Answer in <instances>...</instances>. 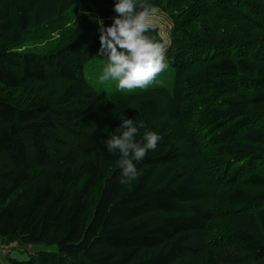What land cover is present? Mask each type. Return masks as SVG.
<instances>
[{
  "label": "trees",
  "instance_id": "16d2710c",
  "mask_svg": "<svg viewBox=\"0 0 264 264\" xmlns=\"http://www.w3.org/2000/svg\"><path fill=\"white\" fill-rule=\"evenodd\" d=\"M145 2L172 85L104 99L85 69L114 0H0V239L55 247L8 264H264V0ZM70 12L62 45L20 49ZM122 116L161 138L131 184L103 145Z\"/></svg>",
  "mask_w": 264,
  "mask_h": 264
},
{
  "label": "clouds",
  "instance_id": "9594fccd",
  "mask_svg": "<svg viewBox=\"0 0 264 264\" xmlns=\"http://www.w3.org/2000/svg\"><path fill=\"white\" fill-rule=\"evenodd\" d=\"M115 15L111 24L98 25L99 52L106 60L101 83L113 81L119 90L143 89L165 70L163 46L146 35L151 29V7L145 0H114ZM143 121L121 117L116 134L103 140L109 153H118L116 164L121 172L120 183L137 179L136 163L156 149L160 136L144 128Z\"/></svg>",
  "mask_w": 264,
  "mask_h": 264
},
{
  "label": "rangeland",
  "instance_id": "374dc122",
  "mask_svg": "<svg viewBox=\"0 0 264 264\" xmlns=\"http://www.w3.org/2000/svg\"><path fill=\"white\" fill-rule=\"evenodd\" d=\"M69 12V11H68ZM72 12L65 14L63 18L60 20H56L53 24L45 23L41 27L32 29L29 32L23 35V42L21 44V50L23 52H30L38 55L48 54L50 51L55 50L57 47L62 45L64 41L68 39V34L63 35L62 33L69 32H58V25L60 23H66L71 18ZM151 27L157 28L158 32L163 39V42L168 41V32L170 31L172 24L170 20L166 17L163 12L159 9L154 8L151 11L149 17ZM54 29L52 33H49L50 30ZM162 45V44H161ZM164 55V54H163ZM94 63V66H93ZM104 63L99 61H92L85 69L87 79L94 83L97 86V90L99 91L101 97L104 99H108V97L113 92V86L116 87L115 82L110 81V86L107 85L106 82L101 83L98 77L102 74ZM155 78L157 80H153L149 85L155 86H166L170 87L173 82L172 74L168 72H161ZM148 85V86H149ZM164 120V119H163ZM166 121V120H165ZM5 243V244H4ZM15 244H19L18 242H14ZM1 245H8L11 248V252L15 246L12 242H7L4 239H0ZM1 247V246H0ZM54 251V246H46L45 244H31L28 246H23V251H17L15 257L19 260L27 259L29 254L36 251ZM10 257V255H9ZM2 264H8V259L5 257V254L0 255Z\"/></svg>",
  "mask_w": 264,
  "mask_h": 264
},
{
  "label": "crops",
  "instance_id": "0c3cea01",
  "mask_svg": "<svg viewBox=\"0 0 264 264\" xmlns=\"http://www.w3.org/2000/svg\"><path fill=\"white\" fill-rule=\"evenodd\" d=\"M5 244V243H4ZM13 245L15 246V248H13V250H12V252H11V255H12V257H15V254H16V252L17 251H23V245H21V244H15V243H13ZM0 246L2 247V246H6L5 248L6 249H11L7 244L6 245H1L0 244ZM5 257H9V256H5ZM16 258V257H15ZM17 259V258H16ZM0 263L2 264V261H1V258H0Z\"/></svg>",
  "mask_w": 264,
  "mask_h": 264
},
{
  "label": "built area",
  "instance_id": "2783aa9c",
  "mask_svg": "<svg viewBox=\"0 0 264 264\" xmlns=\"http://www.w3.org/2000/svg\"><path fill=\"white\" fill-rule=\"evenodd\" d=\"M6 246L0 247V255L5 254V256H12L11 255V249H6Z\"/></svg>",
  "mask_w": 264,
  "mask_h": 264
}]
</instances>
